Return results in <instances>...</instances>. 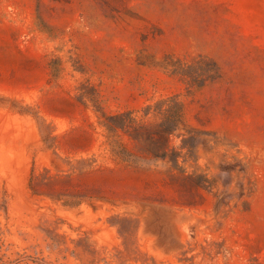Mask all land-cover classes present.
Returning a JSON list of instances; mask_svg holds the SVG:
<instances>
[{
  "label": "rangeland",
  "instance_id": "374dc122",
  "mask_svg": "<svg viewBox=\"0 0 264 264\" xmlns=\"http://www.w3.org/2000/svg\"><path fill=\"white\" fill-rule=\"evenodd\" d=\"M0 264H264V0H0Z\"/></svg>",
  "mask_w": 264,
  "mask_h": 264
},
{
  "label": "trees",
  "instance_id": "16d2710c",
  "mask_svg": "<svg viewBox=\"0 0 264 264\" xmlns=\"http://www.w3.org/2000/svg\"><path fill=\"white\" fill-rule=\"evenodd\" d=\"M179 114H178V112H174V127L175 126H177V124H179ZM169 130H171V127H170V129H169V127H165V130L164 131H162V133H164V134H167L168 132H169Z\"/></svg>",
  "mask_w": 264,
  "mask_h": 264
}]
</instances>
